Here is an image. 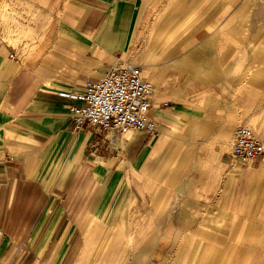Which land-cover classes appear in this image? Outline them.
<instances>
[{
    "label": "crops",
    "instance_id": "0c3cea01",
    "mask_svg": "<svg viewBox=\"0 0 264 264\" xmlns=\"http://www.w3.org/2000/svg\"><path fill=\"white\" fill-rule=\"evenodd\" d=\"M140 1L0 0V264H54L57 257L82 264L105 235L129 241L141 231L144 239L153 202L165 185L182 182L175 152L182 132L215 127L207 113L200 125L185 122L194 109L214 104L213 59L178 58L174 75L161 74L170 67L155 62ZM203 62L207 68L194 76L191 65ZM127 65L151 81L148 114L179 129L175 140L157 129H104L73 119L76 101L68 95ZM188 81L196 82L194 95ZM229 124L217 126L222 148ZM199 181L212 185V173ZM126 208L133 209L129 218L118 215Z\"/></svg>",
    "mask_w": 264,
    "mask_h": 264
},
{
    "label": "rangeland",
    "instance_id": "374dc122",
    "mask_svg": "<svg viewBox=\"0 0 264 264\" xmlns=\"http://www.w3.org/2000/svg\"><path fill=\"white\" fill-rule=\"evenodd\" d=\"M141 1V23L159 55L155 62L170 67L161 74L174 75L178 58L213 59L214 104L207 112L205 106L194 109L196 116L185 122L200 125L207 113L215 127L182 132L175 146L182 185H165L153 202L150 233L142 239L141 231L134 232L130 242L123 234L105 235L82 264H264V153L248 160L231 153L238 125L249 126L264 142V0ZM191 66L194 76L197 67L207 68L204 62ZM187 83L194 85L188 90L194 95L196 82ZM155 121L158 133L171 135V141L179 137L171 123ZM256 122L260 131L250 126ZM225 123L230 133L222 148L217 126ZM206 173H212V185L199 181ZM132 213L118 209L127 218Z\"/></svg>",
    "mask_w": 264,
    "mask_h": 264
},
{
    "label": "built area",
    "instance_id": "2783aa9c",
    "mask_svg": "<svg viewBox=\"0 0 264 264\" xmlns=\"http://www.w3.org/2000/svg\"><path fill=\"white\" fill-rule=\"evenodd\" d=\"M153 85L142 76L141 68L127 65L106 73L98 81H87L82 91L68 95L76 123H88L117 130L141 129L154 132L157 122L149 116ZM234 157L254 159L264 153V144L246 125H238L231 147Z\"/></svg>",
    "mask_w": 264,
    "mask_h": 264
}]
</instances>
